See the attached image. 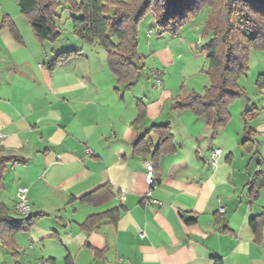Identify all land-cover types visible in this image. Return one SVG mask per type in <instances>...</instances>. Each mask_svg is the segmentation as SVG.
Masks as SVG:
<instances>
[{
  "label": "crops",
  "instance_id": "1",
  "mask_svg": "<svg viewBox=\"0 0 264 264\" xmlns=\"http://www.w3.org/2000/svg\"><path fill=\"white\" fill-rule=\"evenodd\" d=\"M63 51L47 53L16 0H0V147L16 158L6 164L0 202L14 208L24 186L27 215H40L15 235L18 256L32 251L44 264H64L66 256L74 264H214V257L222 264H264V227L256 242L249 226L264 208V188L248 199L262 155L257 149L258 155L236 157L224 141L242 138V130L212 132L203 117L171 111L173 96L116 94L112 79L73 58L49 68ZM138 102L146 115L133 129ZM152 124H168L175 147L153 164L151 198L161 205L146 197L144 161L151 152L132 148ZM150 139L156 145L157 136ZM214 149L220 156L211 165ZM105 184L111 199L79 201ZM115 207H123L115 222L80 227Z\"/></svg>",
  "mask_w": 264,
  "mask_h": 264
},
{
  "label": "trees",
  "instance_id": "2",
  "mask_svg": "<svg viewBox=\"0 0 264 264\" xmlns=\"http://www.w3.org/2000/svg\"><path fill=\"white\" fill-rule=\"evenodd\" d=\"M72 13L73 34L86 43H96L107 52L106 62L117 84L128 87L138 78L141 67L135 64L137 56V27L142 18L152 12L161 32L175 35L179 28L189 21L202 6L210 7L207 29L212 33L210 43L201 52L208 60L206 71L209 86L203 94L192 92L178 97L171 109L191 111L203 117L212 132L223 128L230 118L228 106L231 100L242 94L238 79L248 69L247 54L250 48L264 49V0H65ZM59 0H16L20 12L28 19L31 29L40 41L55 42L61 30L54 22ZM219 5V6H218ZM5 20V19H4ZM6 21L3 22L5 24ZM13 30V26L9 25ZM114 39L116 41H114ZM78 50L63 51L56 55L49 68L56 67L72 57ZM256 84L264 86V77L258 76ZM138 114L131 123L136 129L146 115L145 106L137 103ZM246 113V112H245ZM255 130L245 121L241 146L247 153L255 149ZM157 136L153 145L150 136ZM136 153L151 152L152 163L163 153H173V137L168 124H152L142 135L132 142ZM15 156L7 154L0 147V189L6 164L14 162ZM263 169L257 170L249 184L248 199L254 201L260 189L264 188V156L260 157ZM113 190L105 184L79 198L82 203L100 204L113 197ZM123 207H115L103 213L88 216L80 227L90 230L103 219L115 222ZM40 215H23L14 208L0 202V243L17 259L19 255L15 235L27 232ZM216 218V222H219ZM256 242L260 241V231L264 227V208L249 221ZM96 254H98L96 252ZM214 264H222L218 257ZM18 264V263H17ZM64 264H74L66 256Z\"/></svg>",
  "mask_w": 264,
  "mask_h": 264
},
{
  "label": "rangeland",
  "instance_id": "3",
  "mask_svg": "<svg viewBox=\"0 0 264 264\" xmlns=\"http://www.w3.org/2000/svg\"><path fill=\"white\" fill-rule=\"evenodd\" d=\"M209 12L208 6L199 8L175 35L161 32L153 13H147L137 27L138 59H135V64L141 67V70L137 80L128 87L117 84L105 61L107 52L103 47L95 42L90 45L73 34L71 16L78 15L70 11L65 0H59L53 17L56 26L61 30V35L55 42H43L47 53L51 47L65 51L78 50L79 55L72 57V60H78L87 70L97 69L96 75L103 80L112 79V91L116 94L121 91L128 95H150L152 98H159L160 95H164V98L173 96L175 99L172 105L178 97H184L192 92L203 94L205 88L209 86L210 81L206 73L208 60L201 52L212 39V33L206 26ZM247 66L246 73L238 79L242 94L229 103L230 118L223 128L232 136L238 128L243 131L245 121L253 130L260 127L262 130L258 129L255 134V149H259L264 156V86L259 87L256 84L259 75L264 77V49L250 48L247 54ZM157 80H160V86ZM227 138L228 135L224 141L229 142V145L233 147L236 157L247 153L241 146L242 138L231 140ZM3 251L7 252L3 253ZM18 257L15 259L9 250L1 247L0 243V263L2 264H44L37 259L36 254H32V251L28 255L21 252Z\"/></svg>",
  "mask_w": 264,
  "mask_h": 264
},
{
  "label": "built area",
  "instance_id": "4",
  "mask_svg": "<svg viewBox=\"0 0 264 264\" xmlns=\"http://www.w3.org/2000/svg\"><path fill=\"white\" fill-rule=\"evenodd\" d=\"M158 86H160V80H157ZM220 156V149H214L210 156L211 165H216L217 159ZM144 178L148 185V191L146 192V197L150 199L152 203L161 205L162 203L154 198H151V191L156 186V177L153 163L150 159L144 161ZM16 202L14 209L17 213L26 215L31 211L30 204L27 198V188L24 186H18L16 194Z\"/></svg>",
  "mask_w": 264,
  "mask_h": 264
}]
</instances>
